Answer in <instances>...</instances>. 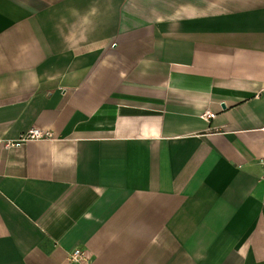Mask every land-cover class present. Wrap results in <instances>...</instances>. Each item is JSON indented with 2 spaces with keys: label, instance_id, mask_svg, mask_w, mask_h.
<instances>
[{
  "label": "crops",
  "instance_id": "0c3cea01",
  "mask_svg": "<svg viewBox=\"0 0 264 264\" xmlns=\"http://www.w3.org/2000/svg\"><path fill=\"white\" fill-rule=\"evenodd\" d=\"M263 161L264 0H0V264H264Z\"/></svg>",
  "mask_w": 264,
  "mask_h": 264
},
{
  "label": "built area",
  "instance_id": "2783aa9c",
  "mask_svg": "<svg viewBox=\"0 0 264 264\" xmlns=\"http://www.w3.org/2000/svg\"><path fill=\"white\" fill-rule=\"evenodd\" d=\"M207 118H214L213 114H207ZM54 139V134L47 131L41 130H31L27 134L23 135L17 145L32 141V140H52ZM264 166V161L262 162ZM69 262L71 263H84L88 261V255L86 252L81 250H76L75 252L69 254Z\"/></svg>",
  "mask_w": 264,
  "mask_h": 264
}]
</instances>
